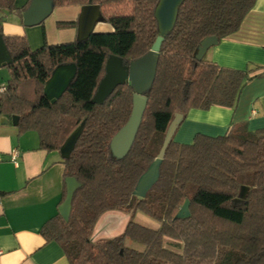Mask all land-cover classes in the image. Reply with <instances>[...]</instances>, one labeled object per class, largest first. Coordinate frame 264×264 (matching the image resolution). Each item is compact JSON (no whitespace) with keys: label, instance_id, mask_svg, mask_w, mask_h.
<instances>
[{"label":"trees","instance_id":"1","mask_svg":"<svg viewBox=\"0 0 264 264\" xmlns=\"http://www.w3.org/2000/svg\"><path fill=\"white\" fill-rule=\"evenodd\" d=\"M54 6H82L89 0H53ZM257 0H184L165 37L157 73L140 123L126 154L116 158L111 145L134 110V89L121 84L103 104L93 96L110 55L125 64L147 54L159 34L155 8L159 0H92L112 31L33 49L26 35L5 34L4 14H22L16 0H0V33L12 62L0 95V112L18 116L20 133L35 130L40 146L60 151L84 122L76 145L63 159L65 177H75L70 219L59 212L41 234L63 248L70 264H264V128L234 125L224 135L197 133L191 143L172 138L157 182L145 198L134 194L138 180L157 158L175 115L192 109L235 107L250 71L196 57L202 40H219L237 31ZM76 26L77 22H59ZM75 63L77 73L63 95L52 102L44 87L54 69ZM245 199L237 200L242 186ZM66 198L64 192L63 201ZM190 216L177 217L185 200ZM109 210L131 213L125 231L92 240L100 216ZM143 212L156 228L134 220ZM141 243L144 249L127 245Z\"/></svg>","mask_w":264,"mask_h":264},{"label":"crops","instance_id":"2","mask_svg":"<svg viewBox=\"0 0 264 264\" xmlns=\"http://www.w3.org/2000/svg\"><path fill=\"white\" fill-rule=\"evenodd\" d=\"M32 0H16L21 8ZM30 23L22 13L4 14L5 34L26 35L31 47L59 44L78 39V22L82 6H54L41 20L47 2L40 3ZM59 22H77L61 27ZM111 24L97 21L94 31H112ZM205 58L225 67L250 71L235 107L212 106L208 110L192 109L174 132V139L191 143L197 133L211 136L226 134L234 125H246L254 131L264 128V0H257L240 28L210 47ZM0 83L2 81L0 80ZM18 117L0 112V264H70L59 243L47 242L41 234L45 222L59 213L67 183L60 151H47L40 146L37 131L20 133ZM17 151L16 157L14 152ZM116 148L115 153L118 154ZM139 223L159 222L143 212L135 214ZM131 219V213L109 210L98 219L92 240L121 235ZM138 222V221H137ZM136 249L144 246L127 240Z\"/></svg>","mask_w":264,"mask_h":264},{"label":"water","instance_id":"3","mask_svg":"<svg viewBox=\"0 0 264 264\" xmlns=\"http://www.w3.org/2000/svg\"><path fill=\"white\" fill-rule=\"evenodd\" d=\"M44 0H32L29 8L24 12L23 18L25 23H30L33 15L39 9L40 3ZM47 2L45 10L42 15L37 18L36 21L41 20L44 16L49 14L54 8L53 0H45ZM184 0H159L155 8V16L158 21L159 34L151 50L137 58L132 60L129 64H125L122 57L117 55H110L106 63V72L102 80L100 81L98 88L93 96V101L98 104H103L104 101L110 96L117 86L125 83H129L134 89V110L128 124L116 135L114 138L111 149L112 154L116 158H120L126 154L134 139L137 127L140 123L141 116L146 104V98L144 93L149 90L155 80L160 49L165 37L171 32L175 26L179 7ZM97 21H102V14L100 5L92 3L89 0L88 4L82 5L81 14L78 22L79 40L88 38L94 31ZM219 39L217 36L205 37L196 54L198 59H202L207 50L217 45ZM12 62V57L9 49L4 41L3 34L0 33V67H5ZM77 73V66L75 63L61 64L57 66L52 72L51 77L46 82L44 92L46 96L54 103L59 99L63 93L67 90L72 80ZM137 96L144 98V105L142 109L138 110L136 99ZM18 117V116H17ZM183 119V115L177 113L171 121L167 130L163 146L160 150L157 158L151 163L149 168L141 175L138 180L137 186L134 190V194L139 198H145L148 191L157 182L160 175V166L165 157V152L168 144L173 138L174 132ZM132 123L134 127L130 136L125 134V129ZM136 124V125H135ZM84 122L66 139L65 143L60 148V152L63 158H68L73 151L79 136L82 133ZM127 136V137H126ZM116 148L119 149L118 154L115 153ZM67 189L66 198L59 208V212L63 218L68 221L70 219L72 200L75 190L81 185L77 178L71 176L66 179ZM249 193L248 186H242L239 192L238 201L245 199ZM190 216V200L186 199L182 207L180 208L177 217L185 218Z\"/></svg>","mask_w":264,"mask_h":264},{"label":"rangeland","instance_id":"4","mask_svg":"<svg viewBox=\"0 0 264 264\" xmlns=\"http://www.w3.org/2000/svg\"><path fill=\"white\" fill-rule=\"evenodd\" d=\"M10 77V72H9V69L7 66L5 67H0V80L2 82H7V80L9 79ZM127 137V136H126ZM135 221H140L139 218H137L135 216L134 218ZM143 225H146V226H155L154 224H151V223H147V224H143Z\"/></svg>","mask_w":264,"mask_h":264},{"label":"bare ground","instance_id":"5","mask_svg":"<svg viewBox=\"0 0 264 264\" xmlns=\"http://www.w3.org/2000/svg\"><path fill=\"white\" fill-rule=\"evenodd\" d=\"M144 101L145 100H144V98L142 96H137L136 104H137L138 110H140V108L142 109V107L144 105ZM134 127L135 126L132 127V123H130V125H128V127H126V129H125V134L127 136H130L132 134V132H133Z\"/></svg>","mask_w":264,"mask_h":264},{"label":"built area","instance_id":"6","mask_svg":"<svg viewBox=\"0 0 264 264\" xmlns=\"http://www.w3.org/2000/svg\"><path fill=\"white\" fill-rule=\"evenodd\" d=\"M7 89V83L6 82H2L0 83V95ZM17 155V151L14 152V157H16ZM2 253V251L0 250V254Z\"/></svg>","mask_w":264,"mask_h":264}]
</instances>
